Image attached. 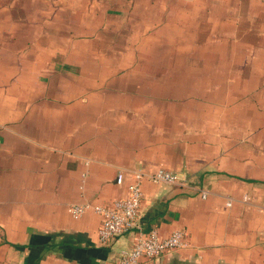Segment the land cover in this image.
Segmentation results:
<instances>
[{
  "label": "crops",
  "instance_id": "0c3cea01",
  "mask_svg": "<svg viewBox=\"0 0 264 264\" xmlns=\"http://www.w3.org/2000/svg\"><path fill=\"white\" fill-rule=\"evenodd\" d=\"M148 39L264 46V0H0V264H120L137 229L103 244L102 216L69 207L110 204L159 168L189 184L145 177L140 226L188 244L142 264H264V124L233 137L198 101L134 89L122 72L142 60H121ZM261 56L245 83L264 99Z\"/></svg>",
  "mask_w": 264,
  "mask_h": 264
},
{
  "label": "rangeland",
  "instance_id": "374dc122",
  "mask_svg": "<svg viewBox=\"0 0 264 264\" xmlns=\"http://www.w3.org/2000/svg\"><path fill=\"white\" fill-rule=\"evenodd\" d=\"M141 38L138 36L140 43ZM153 38L156 39L155 35ZM174 40L175 37L170 39ZM147 42L143 44L146 46H131L129 55L121 60L123 64L130 63L128 60L133 53L138 61L142 60L137 66L141 70L132 67L122 72L132 78L134 89L144 90L148 82L153 81L154 91L163 90L185 98L183 105L186 108L192 109V102L198 101L207 110L201 122L222 124L220 128L226 125L227 129L232 128L233 137L244 134L239 127H247L250 138H255L253 130L264 124V99L256 93V83L248 82L247 88L245 81L255 70L256 59L264 54V46H188L185 42V46H152L155 44L153 40L148 39ZM199 58L203 60L201 66L197 64ZM230 65L235 75L228 76L227 72L223 76L226 66L230 72ZM161 69H166L164 76ZM161 80L166 82L162 84ZM250 92L254 94L250 95Z\"/></svg>",
  "mask_w": 264,
  "mask_h": 264
},
{
  "label": "built area",
  "instance_id": "2783aa9c",
  "mask_svg": "<svg viewBox=\"0 0 264 264\" xmlns=\"http://www.w3.org/2000/svg\"><path fill=\"white\" fill-rule=\"evenodd\" d=\"M145 177H148L156 184L180 186H188L189 184L186 178L165 168H159L148 174L138 172L128 184V193L124 197H119L106 205L74 203L69 207L71 214L76 218L81 217L89 209L102 216L99 239L103 244H108L116 236L127 231L137 229L132 247L122 251L120 255V264H142L144 259L161 256L170 251L183 248L188 244L187 232L183 228L174 230L168 236H162L158 229H151L145 232L140 226L143 199L142 184ZM124 181L125 175L120 172L117 182L123 184ZM202 195L206 196L207 191L203 190ZM228 203L231 204V201L229 200Z\"/></svg>",
  "mask_w": 264,
  "mask_h": 264
},
{
  "label": "trees",
  "instance_id": "16d2710c",
  "mask_svg": "<svg viewBox=\"0 0 264 264\" xmlns=\"http://www.w3.org/2000/svg\"><path fill=\"white\" fill-rule=\"evenodd\" d=\"M116 8V7H115ZM115 8H113V6H112V8H110L109 10H108V13H114V12H117L116 10L117 9H115ZM88 10H90V8L88 7ZM95 34V33H94ZM108 34V32H106V35ZM116 36H119L120 37V35H118V34H115V32H111V39L113 40V39H115L116 40ZM113 43H112V45L114 46V45H116L115 44V41H112ZM141 60V59H140ZM202 59L201 58H199L198 59V66H201L202 65ZM225 61H222L221 63H224ZM215 63H217L216 62V60H215ZM163 67H165V65H163ZM182 69H185V68H182ZM161 71L163 72H166V69H161ZM162 72H160V73H162Z\"/></svg>",
  "mask_w": 264,
  "mask_h": 264
}]
</instances>
